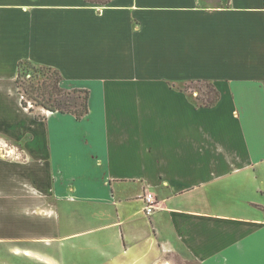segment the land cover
<instances>
[{"label":"crops","instance_id":"crops-1","mask_svg":"<svg viewBox=\"0 0 264 264\" xmlns=\"http://www.w3.org/2000/svg\"><path fill=\"white\" fill-rule=\"evenodd\" d=\"M22 61L90 112L22 107L45 186L0 185V264H264V0H0V93L20 104Z\"/></svg>","mask_w":264,"mask_h":264},{"label":"rangeland","instance_id":"rangeland-1","mask_svg":"<svg viewBox=\"0 0 264 264\" xmlns=\"http://www.w3.org/2000/svg\"><path fill=\"white\" fill-rule=\"evenodd\" d=\"M48 75H52V73H48ZM42 78L44 76H40L39 80ZM37 81L36 79L34 83L37 84ZM187 86L190 91L197 93V98H201L207 103L209 88L205 83H193ZM29 106L35 110V113L41 112L40 109H43L35 103L33 104L32 101H29ZM32 121L31 114L22 108L16 90L14 93L10 90L0 93V185L8 182L6 178L10 174L8 176L14 177L17 184V179L20 181L23 179L32 182V185L37 187L45 186L42 177H46L42 175L44 170L41 171L43 166L39 159V153L34 149L37 143L31 142L32 136L42 133L44 127L43 125L40 127L34 125ZM56 127L57 132L71 133L74 132L75 124L71 121H64L57 124ZM46 129L48 131L49 127L46 126ZM24 150L29 151L30 160L25 165L20 166L18 164L24 161L22 156ZM19 168L25 169L19 170ZM18 171L20 172L17 173ZM168 260V264H197L186 253L184 255L175 254Z\"/></svg>","mask_w":264,"mask_h":264},{"label":"trees","instance_id":"trees-1","mask_svg":"<svg viewBox=\"0 0 264 264\" xmlns=\"http://www.w3.org/2000/svg\"><path fill=\"white\" fill-rule=\"evenodd\" d=\"M86 1L101 5L111 2V0ZM48 73H52V75H48ZM40 76H44V78L39 80ZM36 79L38 80L37 84L34 83ZM61 81V74L52 68L37 67L26 61L20 62L16 84L18 92L22 95V107L34 113L35 110L29 106V101H32L33 104L35 103L46 111L70 114L78 121L83 120L90 112L89 92L80 89L66 91L61 87ZM197 83H205L209 88L207 103L201 98H197L200 106L207 108L214 106L220 98V94L214 85L208 81H199ZM189 89L187 86L186 90L189 91ZM36 119L43 120L45 117L36 115Z\"/></svg>","mask_w":264,"mask_h":264},{"label":"built area","instance_id":"built-area-1","mask_svg":"<svg viewBox=\"0 0 264 264\" xmlns=\"http://www.w3.org/2000/svg\"><path fill=\"white\" fill-rule=\"evenodd\" d=\"M144 201V213L150 217L158 210V201L155 195L147 193L143 197Z\"/></svg>","mask_w":264,"mask_h":264}]
</instances>
